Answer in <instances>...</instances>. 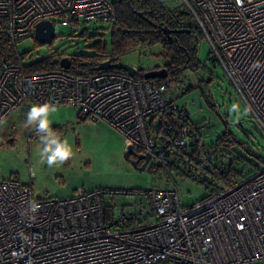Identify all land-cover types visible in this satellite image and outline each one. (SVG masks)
I'll use <instances>...</instances> for the list:
<instances>
[{
	"label": "built area",
	"instance_id": "built-area-1",
	"mask_svg": "<svg viewBox=\"0 0 264 264\" xmlns=\"http://www.w3.org/2000/svg\"><path fill=\"white\" fill-rule=\"evenodd\" d=\"M178 2L264 135V0ZM115 11L113 0H0V23L18 49L35 39L40 22L51 21L57 37L61 27L77 35L92 23L116 26ZM67 71L2 64L0 124L34 103L74 107L86 123L107 124L127 149L156 159L175 188H81L68 199H39L32 186L0 179V264H264V164L249 176L216 180L232 173V153L203 149L200 125L168 78L156 86L118 70L85 78ZM172 173L204 185L206 197L182 206Z\"/></svg>",
	"mask_w": 264,
	"mask_h": 264
},
{
	"label": "rangeland",
	"instance_id": "rangeland-1",
	"mask_svg": "<svg viewBox=\"0 0 264 264\" xmlns=\"http://www.w3.org/2000/svg\"><path fill=\"white\" fill-rule=\"evenodd\" d=\"M115 1V0H113ZM166 6L181 7L178 0H161ZM192 26L197 24L192 21ZM87 41L81 34H70V30L61 27L59 37L50 45L39 44L32 39L20 46V53H26L25 64L39 62L54 53L70 55L95 54L92 46L101 40L111 43L112 27L108 24H88ZM199 60L201 67L186 74L183 86L177 88V103L188 106L193 121L199 122L204 144H216L221 134L230 130L237 141L248 146L258 157L264 159V135L249 116L243 99L238 95L222 67L212 61V48L208 41L201 40ZM162 47L153 46L137 50L123 56L120 60L139 70L164 68L160 59ZM193 87L187 91V88ZM180 92V93H179ZM233 105L236 111H233ZM24 108L0 124V179H18L23 185L32 186L36 198L68 199L81 188L85 190L108 191H146L151 189H172L175 184L166 170L159 168L153 159L144 171L136 170L126 161L127 144L117 130L100 122L89 124L78 117L74 107H58L49 116L51 126L62 139H67L72 147L73 156L64 164L48 167L40 162V141L33 127H24L26 120ZM226 119V123L223 121ZM241 148L240 146L238 147ZM245 166V165H244ZM262 166V164H261ZM238 167V166H237ZM243 168L246 176L256 171L252 165ZM239 168V167H238ZM242 169V167H241ZM29 170L34 179L30 184ZM179 192L182 206L190 207L206 197L205 186L172 173Z\"/></svg>",
	"mask_w": 264,
	"mask_h": 264
},
{
	"label": "trees",
	"instance_id": "trees-1",
	"mask_svg": "<svg viewBox=\"0 0 264 264\" xmlns=\"http://www.w3.org/2000/svg\"><path fill=\"white\" fill-rule=\"evenodd\" d=\"M117 12L118 23L112 27L111 43L107 40L96 42L91 49L95 54L92 56L79 54L72 55V65L67 74L77 77H90L99 73L98 68L106 60L118 63L123 56L137 50L141 45L152 48L160 45L162 52L160 59L165 62L164 68L168 71L170 83L179 88L183 86V81L189 71L195 72L201 67L199 60L201 40L204 38L197 27L192 26L194 17L181 7H168L161 0H115L113 1ZM195 22V21H194ZM196 23V22H195ZM0 23V71L2 64L10 63L18 65L26 59V53L18 52L14 44L10 41ZM167 31L171 33L166 34ZM80 37L87 41L93 37L88 36L87 30L80 33ZM75 37V35H73ZM67 53H54L52 56L42 59L39 62L25 64L28 73H45L49 71H62L60 66L61 58ZM212 61L213 58H211ZM156 67L154 70H160ZM117 71V70H113ZM146 69L137 70L136 77L143 79ZM127 74V73H126ZM165 79H154L151 83L156 86L164 84ZM193 87L189 86L187 91ZM180 93V92H179ZM226 123V119L223 120ZM195 122V121H194ZM199 124V122H197ZM241 147L240 149L238 147ZM204 150L222 149L232 153L230 175L219 174L216 180L223 181L234 178L244 173L245 166L252 165L257 169L264 164V159L258 157L252 150L230 132L224 131L216 140V144L204 145ZM245 165V166H244ZM239 168H238V167ZM242 167V169H241ZM214 178V177H213ZM214 178V179H215ZM201 180L205 179L203 176Z\"/></svg>",
	"mask_w": 264,
	"mask_h": 264
},
{
	"label": "clouds",
	"instance_id": "clouds-1",
	"mask_svg": "<svg viewBox=\"0 0 264 264\" xmlns=\"http://www.w3.org/2000/svg\"><path fill=\"white\" fill-rule=\"evenodd\" d=\"M259 62H256L253 67H258ZM57 110L54 103L45 102L42 104L34 103L29 108L26 114L24 127H33L40 141V162L46 163L48 167L62 165L67 162L72 156V147L67 139H62L55 129L51 126L49 116ZM233 111H236V106L233 105ZM40 205L31 202V210L36 212Z\"/></svg>",
	"mask_w": 264,
	"mask_h": 264
},
{
	"label": "water",
	"instance_id": "water-1",
	"mask_svg": "<svg viewBox=\"0 0 264 264\" xmlns=\"http://www.w3.org/2000/svg\"><path fill=\"white\" fill-rule=\"evenodd\" d=\"M54 24L51 21H43L37 24L36 30H35V39L39 44L42 45H50L52 42L57 38L56 36V28L53 26ZM171 33L170 31H167L166 34ZM60 66L63 70H69L71 68L72 62L68 58L62 59L60 62ZM100 71L105 70H118L127 73L131 77H135L137 75L136 68L126 64L125 62H118V63H112L111 61H105L103 62L100 67L98 68ZM144 78L146 80L152 81L154 79H167L168 78V71H166V68H162L160 70H149L146 71ZM130 156L136 157L138 160H144L145 163L139 167L138 161L135 159L130 158ZM151 155L146 154L145 156H139L137 153H135L132 149V147H128L126 153H125V159L130 163L134 169L144 171L145 168H147L148 164L150 163L152 157Z\"/></svg>",
	"mask_w": 264,
	"mask_h": 264
},
{
	"label": "flooded vegetation",
	"instance_id": "flooded-vegetation-1",
	"mask_svg": "<svg viewBox=\"0 0 264 264\" xmlns=\"http://www.w3.org/2000/svg\"><path fill=\"white\" fill-rule=\"evenodd\" d=\"M138 155L141 156V157L142 156H145V154L142 153V152L138 153ZM130 158L137 160L138 161V164H139V167H141L145 163L144 160H138L136 157L130 156Z\"/></svg>",
	"mask_w": 264,
	"mask_h": 264
},
{
	"label": "crops",
	"instance_id": "crops-1",
	"mask_svg": "<svg viewBox=\"0 0 264 264\" xmlns=\"http://www.w3.org/2000/svg\"><path fill=\"white\" fill-rule=\"evenodd\" d=\"M24 111H26L25 108H24ZM26 112H27V111H26ZM26 112H25V113H26ZM78 117L81 119V117H80V115H79V112H78ZM81 120H82V119H81ZM82 121H83V120H82ZM75 193H76V192H75ZM75 193H74V194H75Z\"/></svg>",
	"mask_w": 264,
	"mask_h": 264
}]
</instances>
